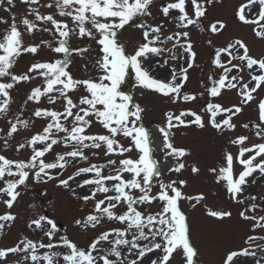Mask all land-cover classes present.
<instances>
[{
    "label": "snow or ice",
    "instance_id": "6c2138e0",
    "mask_svg": "<svg viewBox=\"0 0 264 264\" xmlns=\"http://www.w3.org/2000/svg\"><path fill=\"white\" fill-rule=\"evenodd\" d=\"M6 2L10 6L6 11L15 7V0ZM21 2L27 5L40 4V0ZM157 2L162 5L158 10L163 17L180 30L164 35L163 23L152 25L140 22L141 17L152 15L151 7ZM219 2L221 0H52V3L44 6L55 7L56 13L41 14L37 8L29 7L28 14L34 16V20L26 16L21 19L24 31L17 25L14 13L10 23L0 19V23L7 25L0 35V114L9 111L11 90L16 84L33 79L32 74L43 77V83L30 91L27 101L39 104L42 98H46L52 105L62 102V110L40 107L34 110L35 117L50 120L26 144H18L17 151L25 147L31 149L28 158L14 160L0 155V202L7 209L13 208L21 195L18 189L30 178L34 177L36 182L56 179L61 173L58 171L54 176L50 170L66 169L70 163L66 157L72 158V161L79 158L89 162L85 150L103 148L104 156L118 155L121 159L107 160L101 164L89 162L88 166L77 167L74 174L66 179H59V185L69 189L85 204L93 202V211L76 219V226L84 230L96 229L103 226L105 221H114L122 226L99 232L85 248L67 234L59 235L60 226L55 218L38 214L27 226L38 230L47 238L48 243L24 238L14 246L0 248V264H12L9 257L17 253H22L23 257L15 264L29 261L31 264H171L177 254L181 257L180 264H199V250L191 241L190 225L182 210L181 201L188 200L191 207L195 208L206 197L203 193H184L182 188L187 185L186 180L165 182L162 177L166 173H180L185 169L182 158L189 154L186 149L174 146L172 130L193 124L204 128V117L190 109L179 111L178 114L167 112L165 124L158 128L162 135L159 150L163 157L157 160L152 134L142 123L144 109L121 86L131 71L135 73L138 86L143 89L168 97L173 103L178 100L195 101L197 94L182 91L188 81V71L194 66L197 57L188 29L196 26L201 31L207 30L212 34L222 32L226 27L223 21H214L207 29L202 25V18L207 11L205 3L211 5ZM57 15L63 19H57ZM234 17L238 23L252 27L256 38L264 40V0H242ZM37 22L45 27L39 28ZM133 23L142 30V40L128 53L126 47L118 41L117 34ZM37 30L54 32L59 37L57 45L52 46L48 41L26 44L25 33L31 36ZM73 38H88L98 45L99 55L94 64L99 71L98 76H73L69 57L74 52L88 50L70 47V40ZM167 42L172 43L171 48L163 47ZM208 43L211 44V40ZM42 45L51 48V51L60 54L62 58L52 62H33L23 74L12 71L23 53L38 55ZM165 52L168 53L167 58L160 60ZM153 57L157 58L155 65L145 67V61ZM211 63L221 70V74L218 79L209 76L211 86L206 88V92L211 97H219L222 90L235 89L240 96V103L230 107L207 103L204 109L208 114L207 125L219 133L234 131L237 127L233 123L234 117L242 112L244 105L254 100L253 93L264 88V57L254 58L249 46L243 40L235 39L225 46L215 47ZM161 64L170 69L167 80L157 79L150 74ZM233 70L235 75H232ZM245 70L250 77L247 82H244L241 75ZM81 89L83 94L74 99L73 94ZM199 95L203 96L204 93ZM258 121L256 135L264 139V99L258 103ZM18 124L24 128L29 127L28 121L17 118L15 123L10 122L7 133L9 137L18 132ZM94 124H98L104 131L91 133L89 130ZM247 126L243 125L245 128ZM122 139H126L128 143H122ZM248 140L249 137L243 134L230 139L229 143L237 146V154L234 156L231 152H225L224 163L209 171L215 174L217 184L224 182L228 198L233 203L245 205L238 212L241 221H253V230L264 229V215L255 214L258 208L264 211V206L257 203L256 195L245 196L247 178L254 173L264 176V142L247 146ZM56 145L70 147L71 150L57 153L52 162H46V155L52 153L53 146ZM133 151L136 152V157L125 155ZM92 155L97 156L98 153L92 152ZM169 158L175 163L168 164ZM162 163L165 165L163 169ZM234 163L242 168L238 174L234 173ZM106 168L110 169L107 175L104 174ZM191 171L195 174L199 169L192 165ZM82 176L89 178L79 180ZM70 182H75L79 189L87 186L89 192L79 195ZM154 188L156 191L153 194ZM98 194L101 196L99 199ZM259 199L264 200V197ZM248 200L252 203H247ZM154 203L159 205V209L153 213L148 210ZM205 207L206 214L211 218L223 221L232 217L230 210ZM119 208L124 210L118 211ZM16 219L11 212L0 214V231L5 228L6 222H14ZM254 239V236L249 235L245 243L250 245ZM105 242L107 247L104 246ZM258 248L261 253L259 256L250 246L229 250L222 264H237L238 259L248 257L253 259L254 264H264V246ZM41 249L48 251L41 253ZM153 253H156L155 258L151 256Z\"/></svg>",
    "mask_w": 264,
    "mask_h": 264
},
{
    "label": "rangeland",
    "instance_id": "374dc122",
    "mask_svg": "<svg viewBox=\"0 0 264 264\" xmlns=\"http://www.w3.org/2000/svg\"><path fill=\"white\" fill-rule=\"evenodd\" d=\"M52 3V0H40V4L27 5L22 3L21 0H15V7L11 8L7 5L6 0L0 2V19L8 20L11 22L12 14L16 16V23L20 27L21 31H24V26L20 24V21L25 16L34 20V16L28 14L29 7L37 8L41 14L56 13L55 7L49 8L44 5ZM242 3V0H221L219 3H213L208 5L205 3L207 9L206 16L202 18V25L207 29L208 25L212 22L220 20L226 24V27L219 34H212L210 31H201L196 26H190L188 31L190 32V39L194 45V50L197 53L194 66L188 71V81L186 82L183 92L197 94V99L191 102H184L178 100L173 103L168 97H164L154 91L143 89L138 86L135 73L129 72L125 77V80L121 86V89L126 93L133 96L136 103L144 109L143 121L144 126L151 132L157 128L154 126H163L165 124V114L167 112H173L178 114L179 111L192 110L204 117L206 127L199 128L195 124L187 127H179L172 130V141L175 147H182L188 151V155L183 159L186 167L180 173H166L162 178L165 182L170 180H186L187 185L182 188L183 192L187 195H197L203 193L206 199L202 204L197 205L195 208L191 207V203L188 200L181 201L182 210L187 215V222L190 225L191 241L195 247L199 250V264H222L226 252L229 250H237L243 247L250 246L253 250H256L258 256L261 254L258 246H264V229L256 228L252 229L251 225L253 221L244 222L238 216V212L245 206L235 204L228 198L226 193V187L224 182L217 184L215 182V174L209 171L212 167H220L223 161V155L225 152H231L235 156L237 154V146L229 143L230 139L237 137L238 135H246L249 140L246 142L247 146H251L254 143L264 142V139L257 137L256 125L258 121V103L261 99H264V88L258 89L257 93H253L254 100L243 106L242 112L234 117L233 123L237 125L234 131H226L219 133L213 129L210 125H207L208 114L204 109L207 103H219L224 107H230L232 105H238L240 103V96L237 94V90H222V94L219 97H211L206 88L210 87L209 76L218 79L221 70L216 69L211 61L214 56L215 47L225 46L227 43L235 40H243L250 49V54L254 58L264 57V46L262 41L255 37L253 29L250 26H245L242 23H238L234 17V10ZM161 3H154L151 7L152 15L149 17H141V23H148L156 25L159 23L164 24V35L172 34L176 29L175 25L169 22L162 13L158 10L161 7ZM190 11V8L188 9ZM175 15V13H173ZM57 19H63L56 16ZM39 28L45 27L40 22H37ZM51 27V25H48ZM7 25L0 23V35L3 34ZM59 37L54 33L44 32L42 30L35 31L31 36L27 33L24 35L25 43L41 44L42 41H48L52 43V46H56ZM118 41L126 47L128 53H131L133 49L142 40V30L135 27V23L125 26L117 34ZM211 40V44L208 41ZM260 41V42H259ZM70 47L88 49L82 53H72L69 57L72 61L70 70L76 78H94L99 75V71L94 67L95 60L97 59L98 45L94 40L88 38L70 40ZM165 48H171L172 43L167 42L163 45ZM168 53L165 52L160 60L166 59ZM60 54H55L51 51V48L42 45L38 55H31L23 53L16 61L14 69L15 74H23L27 72L28 68L33 62H52L55 59H60ZM155 57L151 60L145 61V67L154 66L156 62ZM226 59V57H225ZM238 61H234L237 63ZM170 63H172L170 61ZM233 70L232 75L236 72ZM244 73V74H243ZM241 75L244 78V82H247L250 77L247 70ZM157 79L167 80L170 77V69L168 66L161 64L159 67H155L150 73ZM33 79L27 82H20L16 84L14 89L11 90V102L9 111L5 114H0V128L2 133L0 135V155H4L7 158L14 160H24L30 156L31 149L25 147L24 149L16 150L19 143H27L30 137L46 126L50 118H37L33 115L36 108H49L53 110H62V102H57L55 105L49 104L46 98H42L39 104L33 101H27V96L30 91L38 86H42L43 77L32 74ZM7 79V78H5ZM199 93H204L203 96ZM83 90L73 94V98L82 95ZM25 120L29 122V127L24 128L21 125H17L18 132L14 133L11 137L7 135L10 130V122L15 123L16 120ZM185 119H193L192 117H185ZM219 119V118H218ZM247 124V128L243 127ZM91 133H102L104 130L98 125L94 124L89 130ZM159 142L162 139V135L158 134ZM63 135V134H57ZM153 138V134H152ZM155 139H157L155 137ZM3 142V143H2ZM6 143V144H5ZM122 143L127 144L126 139H122ZM155 157L157 160H161L163 153L159 150V146L154 143ZM54 151L46 155V162H52L57 153H64L71 150L70 147H64L63 145L53 146ZM92 152H97V156H93ZM85 154L89 156V162L91 163H106L107 160L121 159L118 155L104 156V149H92L85 150ZM136 157V152L133 151L130 154H125ZM70 161L69 165L64 170L53 169L50 170L52 175L56 176L59 171L61 175L53 180L47 182H36L34 177L30 178L24 186H21L18 190L21 192L16 202L11 209H7L6 205L0 202V214L5 212H11L17 219L14 222H6L5 228L0 231V248L11 247L17 244L21 239L27 238L33 241H43L48 243L46 237H44L38 230L28 228L26 222L36 217L38 214H45L49 217L55 218L57 224L60 223L59 235L67 234L78 245L87 248L92 237L99 232L109 230L113 227H122L117 222L105 221L103 226H98L96 229L84 230L81 227L75 225L74 221L85 217L87 214L93 211V202L89 201L85 204L82 200L77 199L69 189L59 185V179H66L69 175L74 174L77 167L88 166L89 162L79 160L72 161V158L66 157ZM259 160V158H258ZM257 160V162H258ZM171 158L168 160V164H174ZM73 164L75 166H73ZM195 165L198 169V173H192L191 167ZM242 168L239 164L234 163V173L238 174ZM110 169H105L104 174H109ZM89 178L87 176L79 177V180ZM248 186L245 187V196L256 195L258 197L257 203L264 206V200L259 198L264 197V176L259 173H254L253 176L247 178ZM255 180L253 184L252 181ZM72 188L76 189L79 195H83L89 192V188L86 186L83 189L76 188L75 182H70ZM28 185V186H27ZM156 189H153V194ZM97 198H101L98 194ZM33 203L34 207L30 205ZM247 203H252L248 200ZM212 210L223 209L230 210L232 212L231 218H226L223 221L209 217L206 214V207ZM159 209V205L154 203L148 211L155 212ZM124 208H119L118 211H123ZM141 210H144L141 207ZM256 215H264V211L257 209ZM28 217H31L27 219ZM64 226V234L62 233V225ZM26 225V226H25ZM62 230V231H61ZM251 235L255 239L250 242V245L246 244L247 237ZM55 242V241H54ZM104 246L107 247L106 242ZM48 251L41 249L40 252ZM152 258H155L156 253L151 254ZM22 253L13 254L10 259L12 264H15L17 260H21ZM181 257L177 254L175 259L171 261V264H180ZM25 264H31V262H25ZM147 264V262H145ZM237 264H254L251 257L240 258L237 260Z\"/></svg>",
    "mask_w": 264,
    "mask_h": 264
},
{
    "label": "bare ground",
    "instance_id": "6f19581e",
    "mask_svg": "<svg viewBox=\"0 0 264 264\" xmlns=\"http://www.w3.org/2000/svg\"><path fill=\"white\" fill-rule=\"evenodd\" d=\"M157 130L156 129H153V132H152V134H153V139H154V143H156V145L157 146H162V144L157 140V139H159V138H157V139H155L154 137H156V135H157V132H156ZM165 167V165L162 163L161 164V168L163 169Z\"/></svg>",
    "mask_w": 264,
    "mask_h": 264
}]
</instances>
